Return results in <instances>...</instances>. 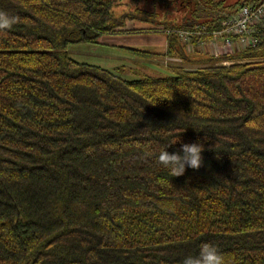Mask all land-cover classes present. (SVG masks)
I'll return each instance as SVG.
<instances>
[{
	"label": "trees",
	"instance_id": "obj_1",
	"mask_svg": "<svg viewBox=\"0 0 264 264\" xmlns=\"http://www.w3.org/2000/svg\"><path fill=\"white\" fill-rule=\"evenodd\" d=\"M181 1L165 28L219 30L261 0ZM0 9L19 17L0 32V264H182L202 243L226 264H264V28L217 58L197 49L207 36L191 59L172 34L168 54L202 66L129 80L67 52L136 18L117 21L111 0ZM191 143L200 169L173 177L157 163Z\"/></svg>",
	"mask_w": 264,
	"mask_h": 264
},
{
	"label": "rangeland",
	"instance_id": "obj_2",
	"mask_svg": "<svg viewBox=\"0 0 264 264\" xmlns=\"http://www.w3.org/2000/svg\"><path fill=\"white\" fill-rule=\"evenodd\" d=\"M238 1L242 0H224L223 11ZM188 3L181 0H111V12L117 21H120L123 15L134 17L137 15L136 18L127 20L117 34L99 38L97 44L71 45L67 48V52L73 60L103 69L115 70L123 67L122 78L129 80L137 79L143 74L164 75L167 68L175 66L197 69L202 65L183 63L179 57L168 54V37L172 34L167 31L173 28H165V26L174 19L180 22L179 18L183 17V11L187 9ZM150 38L152 41H149ZM184 47L186 54L193 56L191 59H194L193 50L191 52L190 48ZM132 50L147 52L152 57L142 59L131 54ZM239 51L241 49L233 51L232 54ZM103 54L110 57H103ZM167 59L172 60L166 68L162 61ZM229 64L230 62L220 63L224 66Z\"/></svg>",
	"mask_w": 264,
	"mask_h": 264
},
{
	"label": "built area",
	"instance_id": "obj_3",
	"mask_svg": "<svg viewBox=\"0 0 264 264\" xmlns=\"http://www.w3.org/2000/svg\"><path fill=\"white\" fill-rule=\"evenodd\" d=\"M261 28H264V0L239 7L235 14L221 22L219 30L208 31L205 26H199L191 31L169 29L167 32L175 34L186 47H191L193 39H200L202 36H207V39L219 38L224 54H231L237 49L254 48L257 44L254 34ZM199 42L202 43L203 40ZM214 57L217 58L218 55ZM171 60L162 61L164 67L167 68Z\"/></svg>",
	"mask_w": 264,
	"mask_h": 264
},
{
	"label": "clouds",
	"instance_id": "obj_4",
	"mask_svg": "<svg viewBox=\"0 0 264 264\" xmlns=\"http://www.w3.org/2000/svg\"><path fill=\"white\" fill-rule=\"evenodd\" d=\"M18 21V16L0 9V32L11 29ZM204 150L200 143L182 144L180 153L170 154L166 149H162L157 157V163L167 169L171 176L180 177L185 174L186 168L198 170L203 166ZM182 264H226V261L216 246L202 243L198 254L186 256Z\"/></svg>",
	"mask_w": 264,
	"mask_h": 264
},
{
	"label": "crops",
	"instance_id": "obj_5",
	"mask_svg": "<svg viewBox=\"0 0 264 264\" xmlns=\"http://www.w3.org/2000/svg\"><path fill=\"white\" fill-rule=\"evenodd\" d=\"M149 41H152V39L150 38ZM196 46H197V49L199 50L200 53L209 55L211 57L214 55H218V57H219L220 55L224 54V50L222 48V41L219 38H209V39L203 40L202 43L199 42L196 44ZM187 48H190L191 52H192V50H193V52L195 50L194 49L195 46L193 47V44L191 47H187ZM162 49H164L163 45H162ZM104 53H107V52H104ZM103 57H110V56L103 54ZM79 63H84V62H79ZM84 64H86V63H84Z\"/></svg>",
	"mask_w": 264,
	"mask_h": 264
}]
</instances>
